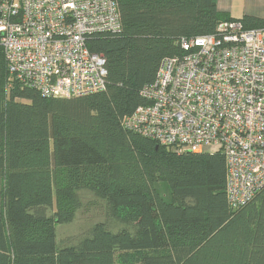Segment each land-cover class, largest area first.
<instances>
[{
	"label": "trees",
	"instance_id": "1",
	"mask_svg": "<svg viewBox=\"0 0 264 264\" xmlns=\"http://www.w3.org/2000/svg\"><path fill=\"white\" fill-rule=\"evenodd\" d=\"M121 28L90 37L105 88L54 98L12 83L0 46V264H264V189L232 208L223 154L157 145L124 121L182 39L233 21L215 0H115ZM247 30L264 21L240 20ZM86 191L122 226L58 247Z\"/></svg>",
	"mask_w": 264,
	"mask_h": 264
},
{
	"label": "built area",
	"instance_id": "2",
	"mask_svg": "<svg viewBox=\"0 0 264 264\" xmlns=\"http://www.w3.org/2000/svg\"><path fill=\"white\" fill-rule=\"evenodd\" d=\"M115 0H0V46L12 83L54 98L105 88V59L86 46L119 32ZM181 57L164 58L141 94L147 105L124 121L157 145L223 154L232 208L264 189V28L238 20L182 39Z\"/></svg>",
	"mask_w": 264,
	"mask_h": 264
},
{
	"label": "rangeland",
	"instance_id": "3",
	"mask_svg": "<svg viewBox=\"0 0 264 264\" xmlns=\"http://www.w3.org/2000/svg\"><path fill=\"white\" fill-rule=\"evenodd\" d=\"M78 195L81 208L76 212L73 222L59 225L55 229L58 247L77 244L81 239L89 236L92 228L98 223H105L113 232L122 228L120 224L108 218L104 201L86 191H81Z\"/></svg>",
	"mask_w": 264,
	"mask_h": 264
},
{
	"label": "crops",
	"instance_id": "4",
	"mask_svg": "<svg viewBox=\"0 0 264 264\" xmlns=\"http://www.w3.org/2000/svg\"><path fill=\"white\" fill-rule=\"evenodd\" d=\"M219 12L240 21L244 17L264 21V0H215Z\"/></svg>",
	"mask_w": 264,
	"mask_h": 264
}]
</instances>
